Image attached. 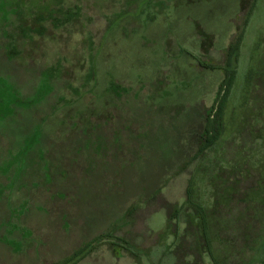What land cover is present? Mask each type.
I'll use <instances>...</instances> for the list:
<instances>
[{
	"label": "rangeland",
	"instance_id": "374dc122",
	"mask_svg": "<svg viewBox=\"0 0 264 264\" xmlns=\"http://www.w3.org/2000/svg\"><path fill=\"white\" fill-rule=\"evenodd\" d=\"M56 1L0 0V80L11 86L0 95L28 108L0 103V264H259L246 240L264 235V0ZM238 35L221 135L182 166L222 79L198 62L221 65ZM121 110L151 112L169 148L157 192L147 196L153 182L141 200L107 191L115 155L111 175L88 170L89 143L107 137ZM184 111L199 116L190 124ZM152 158L137 180L153 179ZM187 188L216 214L200 249L187 207L175 213ZM103 230L111 237L69 261Z\"/></svg>",
	"mask_w": 264,
	"mask_h": 264
},
{
	"label": "trees",
	"instance_id": "16d2710c",
	"mask_svg": "<svg viewBox=\"0 0 264 264\" xmlns=\"http://www.w3.org/2000/svg\"><path fill=\"white\" fill-rule=\"evenodd\" d=\"M57 1L55 2V4L57 3ZM55 4H54V9L55 12L58 13V16L70 17L67 16V13L71 11L67 10V11L59 12L55 8L56 7ZM16 18L19 19V17ZM24 33H22L21 35L23 36ZM30 34H34V33L31 32ZM27 35L29 34L27 33ZM239 40H240V36L238 35L237 38L233 42H231L230 45H228V47L224 51V61L221 65H216V66L211 64L204 65L203 63L198 62L199 66L203 68H206L208 70L218 71L219 73H221L222 79L217 87L213 104L211 105L210 108L203 111V118H200L202 122V127L200 132L196 135L197 149L193 154V156L188 161H185V163L182 166L186 165V163H189L193 160L200 158L203 155L204 151L211 148L218 141L221 135L222 124H223L222 115L226 108L229 90L233 84L235 77V64L237 59L236 57L238 52ZM135 111H136L135 114L136 116L132 115L130 116L131 117L130 118L129 114L127 113L132 112L131 110H121V114H122L121 118H119L118 122H116L115 128L107 132V137L103 138L102 137L103 135H98L93 138V141H91V143H89L91 150L89 149L90 156L88 157V162H87L88 170L89 172L92 171L93 173L97 171L99 178L102 179V176H100V174L104 171H105L104 173H106L107 171V173L111 175L112 169L113 168L115 169V163L114 162L109 163V162L113 160L112 157L114 158V155L119 158L118 162L120 166L117 168L116 171V179H117L115 181L116 184L115 185L109 184V186L107 187V191L113 192L115 188L119 189L120 192L119 195L121 196L122 201L127 199L132 194L136 196L138 200H141L143 195L146 194V192L147 194L148 192L151 193L152 190L150 191L148 187H151L153 182L156 183L158 181L159 176L157 177V173H161L163 168L165 170V168L167 169L170 166V163L168 162L169 159L171 158L168 157L169 148H167L166 144H164L163 146L164 137L162 138V136H160L159 132L157 131L158 130L157 127L160 126V123H157L158 124L157 125L155 122H152V119L154 117L152 116L151 112H148V110H135ZM125 114L128 116L127 118ZM149 115L151 121L148 123V120L146 118H148ZM143 116H145L144 119L147 121L148 124L146 122L140 121V119H142ZM182 116H185L184 120L191 124L192 122L191 119L199 115L191 111L190 112L184 111ZM141 151L144 152L145 154L141 153ZM127 156H133L135 158L138 156L139 163L136 164V160L131 162L129 165L128 163L126 164L123 163L122 161L124 160V158H120V157H127ZM151 156L153 157L152 158L153 162L151 165V171L154 172L153 179L149 181V183L147 181L141 182L137 179L141 177L142 171L145 169L144 165L146 163V160L150 159ZM120 159L123 160L120 161ZM104 162H108V163H104ZM175 167H177V165ZM130 172L133 178L135 177V180H133V178L129 175ZM107 180H108L107 178L103 179L105 183L107 182ZM101 185L97 184V186L94 187L92 191L86 194L87 195L86 198L90 201H93L95 198L98 199L100 197L99 192L100 190H102ZM158 187L159 186L157 182L154 191L150 195L147 194L146 195L148 197L155 195V193L158 190ZM188 193L190 194L191 191L189 190ZM196 210H198L197 212L198 215L200 216V222H201L200 229L204 239V237L207 235V229H208L207 219L213 218L216 214L212 212L210 213V215L209 214L207 215L206 212L201 208L200 209L197 208ZM177 211L178 210H175V213H177ZM97 214L103 216H109V213L104 212L103 209H98ZM130 215H131L130 210H127L124 213L125 218H128ZM263 234H264V226H263ZM110 237L111 236L109 231L103 230L101 233L97 234L90 241L84 243L79 250L75 251L72 255H70L68 257L69 261L72 262L76 260L83 252L89 249L94 242L99 241L100 239H108ZM260 237L262 239L264 238V235L258 236L257 238ZM255 239L251 240L252 247L255 246L253 248H257L259 246V242H261L259 240L255 242L254 241ZM248 245L249 244L247 243V246ZM110 246L115 248L117 252L119 249H123V250L125 249V247H122L120 244H118V242H111Z\"/></svg>",
	"mask_w": 264,
	"mask_h": 264
},
{
	"label": "flooded vegetation",
	"instance_id": "af4514ba",
	"mask_svg": "<svg viewBox=\"0 0 264 264\" xmlns=\"http://www.w3.org/2000/svg\"><path fill=\"white\" fill-rule=\"evenodd\" d=\"M1 82V85H0V90L1 91H5V89L8 91L9 88L11 87L10 85H8L7 83H5L3 80H0ZM16 93V92H15ZM17 98V95H15V97H12V99H15L16 102H18V100L16 99ZM6 99L7 97L4 96V95H0V103H7L6 102ZM21 104V105H20ZM24 102L23 100L22 101H19L18 102V106L17 107H10V103H7L8 105V110H12L11 113L13 112H16L17 110H27L28 108L27 107H24ZM25 108V109H23ZM189 189L187 188L186 190V200L184 202V206H183V209L179 211V208L177 209V216L178 214L184 210V207H187L188 209V213L187 214H184V216L186 217L185 219V222L191 226V228L193 229V233H194V236H196V242H197V248L200 249V241H203V236L202 234H199L198 236V230L200 228V225H201V222H200V216L198 215V210H196L197 208L200 209L201 207L196 204L192 198H191V193L189 194ZM186 205V206H185ZM202 209V208H201ZM203 210V209H202ZM210 215V214H209ZM211 218L210 219H207V226H209L210 222H211ZM193 237V236H192ZM199 238V239H198ZM263 239L264 238H259V246L257 248H253L255 246H253L252 248L250 247H247L248 250H250L252 253H255L257 258L260 259V263L259 264H263L264 262V242H263ZM252 239L250 240H246L248 244H251L252 245V242H251ZM240 264H242V260L239 261ZM243 264H248V263H243Z\"/></svg>",
	"mask_w": 264,
	"mask_h": 264
}]
</instances>
